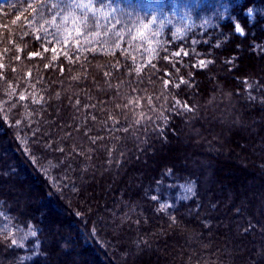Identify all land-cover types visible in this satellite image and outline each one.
Here are the masks:
<instances>
[{
    "label": "trees",
    "instance_id": "16d2710c",
    "mask_svg": "<svg viewBox=\"0 0 264 264\" xmlns=\"http://www.w3.org/2000/svg\"><path fill=\"white\" fill-rule=\"evenodd\" d=\"M212 2L0 0V264H264V0Z\"/></svg>",
    "mask_w": 264,
    "mask_h": 264
},
{
    "label": "clouds",
    "instance_id": "9594fccd",
    "mask_svg": "<svg viewBox=\"0 0 264 264\" xmlns=\"http://www.w3.org/2000/svg\"><path fill=\"white\" fill-rule=\"evenodd\" d=\"M193 0H175V7L171 11H174V14L178 19L183 18L187 21L186 24L183 26H177L175 29L179 32H184L186 28H190L193 26V24H200V25H207L210 22H215L217 17L220 20L227 19L225 11L220 9V11H217L216 7H213L209 11H200L197 10V12H193L192 9L189 7V4L192 3ZM214 5H227L228 0H214L212 2ZM252 8L251 6L247 9H245V13L248 12V10ZM155 13L161 15L162 18H166L168 14H170V10L165 8L164 11H161L159 9H155Z\"/></svg>",
    "mask_w": 264,
    "mask_h": 264
},
{
    "label": "snow or ice",
    "instance_id": "6c2138e0",
    "mask_svg": "<svg viewBox=\"0 0 264 264\" xmlns=\"http://www.w3.org/2000/svg\"><path fill=\"white\" fill-rule=\"evenodd\" d=\"M77 6H78V7L86 8V9L89 10V11L92 10L91 3H88V4H77ZM257 11L260 12V11H264V10L254 9V8L252 7V8H250V9L248 10L247 13H245V15H246L247 18H248L249 23H251V22L254 21V19H255V15H254V13H256ZM91 19H93V18H87V19H86L85 24H84V27H88V21L91 20ZM231 22H232V24H233V29H234V33H235V34L240 35V36L245 35L244 30H243V27L241 26V24H240L239 22H237V19H236L235 17H232V18H231ZM147 27H148V24H147V22H145V24L143 25V28H144V29H147ZM80 34H81L80 30L77 29V35H80ZM144 35H145L144 31H140V32L138 33V36H139L140 38H143ZM178 35H179V34H177V36H178ZM134 38H135V37H134ZM117 47H118V46H117ZM46 50H47V49H46ZM150 50H151V49H150ZM52 51L55 53L57 50H56L55 48H53ZM180 54H181V53H179V52L174 53V55H180ZM53 58L55 59V57H53ZM204 64H205L204 61H201V62H200V66H201V67H203ZM140 70H141V69H140L139 67L136 68V71H137V72H139ZM181 83H183V81H181ZM167 84H168V81H165V85H166V86H167ZM21 99H23V96H21ZM35 102H36V103H39L40 101H35ZM177 104H179V102H177ZM184 107H185L186 110H189V111H190V109H188L187 105H185ZM185 190H186L188 193H191V192L193 191L192 185H186V186H185ZM28 235L35 236L36 233H35L34 231H31V232H29V233L26 234L25 238H26ZM13 243H15V242H13Z\"/></svg>",
    "mask_w": 264,
    "mask_h": 264
},
{
    "label": "rangeland",
    "instance_id": "374dc122",
    "mask_svg": "<svg viewBox=\"0 0 264 264\" xmlns=\"http://www.w3.org/2000/svg\"><path fill=\"white\" fill-rule=\"evenodd\" d=\"M149 7H152V10L159 9L157 3H149V4H148V8H149ZM174 7H175V3L173 4L172 9H174ZM157 15H158V14L155 13V16H154L153 19L151 20L150 25H148L147 29H144V28H143L142 31H144L145 34H148L149 36H150V35L153 36V35L151 34V32H149V31H150V27L152 28V26L154 25V23L158 24V22H156Z\"/></svg>",
    "mask_w": 264,
    "mask_h": 264
}]
</instances>
